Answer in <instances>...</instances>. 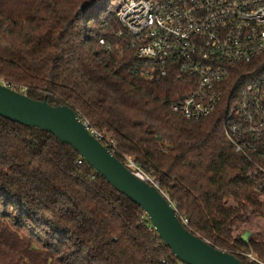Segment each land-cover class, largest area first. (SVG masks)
<instances>
[{"label": "trees", "instance_id": "16d2710c", "mask_svg": "<svg viewBox=\"0 0 264 264\" xmlns=\"http://www.w3.org/2000/svg\"><path fill=\"white\" fill-rule=\"evenodd\" d=\"M124 1L0 0V83L72 108L116 158L160 183L192 234L244 264L241 252L264 260V245L241 231L264 218V194L226 138L225 106L185 120L170 104L186 82L131 73L136 48L116 14ZM81 159L0 116V264H183L141 208Z\"/></svg>", "mask_w": 264, "mask_h": 264}, {"label": "built area", "instance_id": "2783aa9c", "mask_svg": "<svg viewBox=\"0 0 264 264\" xmlns=\"http://www.w3.org/2000/svg\"><path fill=\"white\" fill-rule=\"evenodd\" d=\"M117 17L136 48L132 74L186 82L189 92L170 104L174 114L195 122L225 106L226 138L246 160L256 192L264 194V0H126ZM105 146L113 154L115 147ZM123 163L164 194L132 157ZM239 255L264 264L256 253Z\"/></svg>", "mask_w": 264, "mask_h": 264}, {"label": "water", "instance_id": "95a60500", "mask_svg": "<svg viewBox=\"0 0 264 264\" xmlns=\"http://www.w3.org/2000/svg\"><path fill=\"white\" fill-rule=\"evenodd\" d=\"M0 116L13 123L52 134L74 148L118 192L147 215L159 239L183 264H244L235 255L213 247L192 234L179 218L172 202L159 189L138 179L69 106H52L47 100L29 98L0 83ZM252 234L242 236L248 244Z\"/></svg>", "mask_w": 264, "mask_h": 264}, {"label": "rangeland", "instance_id": "374dc122", "mask_svg": "<svg viewBox=\"0 0 264 264\" xmlns=\"http://www.w3.org/2000/svg\"><path fill=\"white\" fill-rule=\"evenodd\" d=\"M118 8L116 9V14H117ZM112 11H113V5L110 8H107L106 14ZM220 111L224 114L223 109H221ZM243 230L249 231L252 234V237L250 238L251 242H254V243L256 242V243L264 245V218H257L253 216L250 217L247 223L241 225V231Z\"/></svg>", "mask_w": 264, "mask_h": 264}]
</instances>
